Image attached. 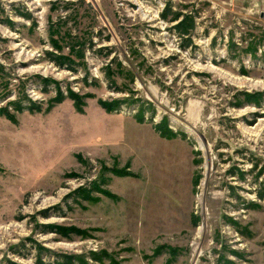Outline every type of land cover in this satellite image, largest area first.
<instances>
[{"label":"rangeland","instance_id":"1","mask_svg":"<svg viewBox=\"0 0 264 264\" xmlns=\"http://www.w3.org/2000/svg\"><path fill=\"white\" fill-rule=\"evenodd\" d=\"M262 12L0 0V264H264Z\"/></svg>","mask_w":264,"mask_h":264},{"label":"trees","instance_id":"2","mask_svg":"<svg viewBox=\"0 0 264 264\" xmlns=\"http://www.w3.org/2000/svg\"><path fill=\"white\" fill-rule=\"evenodd\" d=\"M169 15H172V19L174 21H177L181 16H183V14L177 13V12H172L170 10V6H166V8L164 9L163 13L161 14L162 18L167 19L169 17ZM29 17V16H28ZM182 23H180L179 25L176 26L177 29H179V32L182 35H188L189 32L194 29V23L187 24V20H185L184 22L181 21ZM57 65L60 66L58 61L53 60ZM117 105L111 104L110 109H114ZM154 113V112H153ZM152 113V114H153ZM136 119L139 121H143L144 120V115H137ZM155 129L163 136V137H174L175 133L168 127L166 122H160L155 126Z\"/></svg>","mask_w":264,"mask_h":264},{"label":"water","instance_id":"3","mask_svg":"<svg viewBox=\"0 0 264 264\" xmlns=\"http://www.w3.org/2000/svg\"><path fill=\"white\" fill-rule=\"evenodd\" d=\"M261 17H263V18H264V12H262V13H261Z\"/></svg>","mask_w":264,"mask_h":264},{"label":"bare ground","instance_id":"4","mask_svg":"<svg viewBox=\"0 0 264 264\" xmlns=\"http://www.w3.org/2000/svg\"><path fill=\"white\" fill-rule=\"evenodd\" d=\"M153 20H154V18H153Z\"/></svg>","mask_w":264,"mask_h":264}]
</instances>
